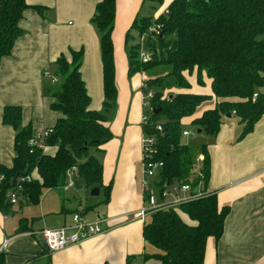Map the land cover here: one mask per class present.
I'll return each mask as SVG.
<instances>
[{"label": "trees", "instance_id": "16d2710c", "mask_svg": "<svg viewBox=\"0 0 264 264\" xmlns=\"http://www.w3.org/2000/svg\"><path fill=\"white\" fill-rule=\"evenodd\" d=\"M27 8V0H0V62L11 53L22 34L19 22ZM114 17L115 0H102L91 21L99 36L102 113L88 109L90 99L80 76L83 52H70V62L61 56L54 64L57 85L51 93L55 101L50 108L60 117L46 140V146L56 148L54 156L38 150L30 153L28 140L32 132L29 126L22 127L20 108H4L2 123L15 133V157L11 168H0L2 214H10L16 204L37 205L44 190L65 187L69 174L84 189L101 187L102 163L92 152H101L100 148L112 138L105 123L117 100L112 43ZM152 25L160 27L163 37L152 35L147 39L146 49L151 56L145 65L138 60V46L128 51V76L166 66L170 68L166 77H172L180 89L171 96L164 97L162 92L153 94L152 112H159L156 115L151 112L148 122L141 127L147 136L155 139L154 160L163 164L155 188L160 193L165 187L188 184L194 197L177 208L149 215L142 236L156 251L143 254V259H155L161 264H204L208 242H216L222 236L229 208L219 206L216 194L207 189L210 158L206 146L198 147L195 152L181 144L182 126L189 120L197 132L214 136L228 113L237 119V140H242L264 116V0H171L154 20H135L131 29H137L141 35ZM203 73L210 81V95L191 93L185 76L195 74L196 83L202 86ZM163 78L156 76L143 81L148 89L152 86L162 89ZM211 100L214 106L198 113ZM157 126L161 132L156 130ZM198 155L204 157L200 168L202 181L193 171ZM34 171L38 180L31 178ZM22 173L25 176H20ZM15 176H18L16 185L12 186ZM109 189V186L104 189L107 199ZM11 193H15L16 204L9 201ZM179 213L195 225L183 223ZM19 227L20 232L27 231L23 220ZM0 264H7L2 253ZM125 264L133 262L129 259Z\"/></svg>", "mask_w": 264, "mask_h": 264}, {"label": "crops", "instance_id": "0c3cea01", "mask_svg": "<svg viewBox=\"0 0 264 264\" xmlns=\"http://www.w3.org/2000/svg\"><path fill=\"white\" fill-rule=\"evenodd\" d=\"M101 2L27 0L28 8L19 22L22 34L11 53L0 62V168H11L15 157V133L2 123L5 107L20 108L21 125L29 126L32 135L52 129L59 119L60 115L50 108L55 101L51 93L57 85V80L51 83L50 74L61 56L70 61V52H83L80 76L90 99L88 109L103 112L99 36L91 22ZM144 2L115 0L112 43L117 100L105 123L112 138L100 148L101 152H92L102 163L99 195L85 206L79 204L77 209L70 210V204L51 194L64 187L44 190L35 205L39 207L36 217L23 216L22 207L30 206L24 203L16 204L18 211L14 205L10 214L0 212V247L7 241L0 253L5 255L7 264H125L129 259L133 264H161L155 259H143V254L155 253L142 236L150 216L135 217L143 207L140 180L143 77L128 76L129 67L121 51L122 36L138 20ZM204 79L208 93L194 94L210 95V81L205 74ZM214 103V100L205 103L198 113ZM184 124L189 126L190 121L185 120ZM238 133L234 115L221 120L216 135L200 133L204 135L200 146H206L210 158L207 189L216 194L219 206L229 208L222 236L216 242H208L204 264H264V116L242 140H237ZM42 153L54 156L56 148L46 146ZM31 178L39 179L36 171ZM108 186L107 199L104 189ZM74 215H79L86 224L98 222L103 233L64 250L48 252L37 234L71 226ZM179 217L183 223L195 225L184 214L179 213ZM21 220L27 231H19Z\"/></svg>", "mask_w": 264, "mask_h": 264}, {"label": "built area", "instance_id": "2783aa9c", "mask_svg": "<svg viewBox=\"0 0 264 264\" xmlns=\"http://www.w3.org/2000/svg\"><path fill=\"white\" fill-rule=\"evenodd\" d=\"M152 35H160V27L152 25L147 29L146 32L140 35V43L138 45V60L142 65L149 62L150 56L146 49V41ZM48 77V74L44 75ZM51 83H55V78H50ZM142 98L141 108L144 110L149 107L152 112V108L149 100L152 99L153 93L148 89L144 81L141 82L140 86ZM256 96L253 97V100ZM150 112V113H151ZM149 120V116L143 113L141 118V127L144 126ZM156 130L161 132V127L157 126ZM51 129H46L38 132L28 140V146L30 147V153L34 150L43 152L46 147V140L51 135ZM189 132L183 131L182 136L188 137ZM154 145L155 139L151 136H147L142 131L141 137V160H140V180H141V196L143 199V207L140 211L135 214L136 218L144 219L146 216L163 209L177 208L181 203L188 201L193 198L191 193V187L188 184L165 187L160 193H158L156 183H158L159 175L162 171L163 164L154 160ZM204 162V157L198 155L194 161V175H196L200 181L203 180V174L200 171L201 165ZM22 179L21 181H23ZM29 179H26L28 181ZM74 176L68 175L67 186L74 188L75 185ZM19 190V189H18ZM155 192L158 193L155 197ZM181 194V196H180ZM166 199H168L166 201ZM169 199L171 202H169ZM9 201L12 204L17 203L15 193L9 195ZM103 233V228L98 222L92 224L83 223L79 215H74L72 218L71 226H63L57 229H46L42 230L37 234L41 238L42 243L46 246L48 252L54 253L65 248L77 245L84 240H87L93 236L100 235ZM7 241H4L0 247V252L6 247Z\"/></svg>", "mask_w": 264, "mask_h": 264}, {"label": "rangeland", "instance_id": "374dc122", "mask_svg": "<svg viewBox=\"0 0 264 264\" xmlns=\"http://www.w3.org/2000/svg\"><path fill=\"white\" fill-rule=\"evenodd\" d=\"M169 0H163L162 3H159L155 0H146L144 2L143 5V12L139 15L138 20L142 19V18H149L151 20H154L159 14L162 13V11L167 7V3ZM129 34V38L128 41L125 42V37L126 35ZM140 43V34L138 32L137 29H128L127 33L124 34L122 36L121 39V51L125 56V60L126 63L128 64V51L135 47L138 46ZM149 56H151V53H149ZM67 60V59H66ZM71 61V60H70ZM68 61V62H70ZM53 70L54 68L51 69L52 74L51 75L52 78H55L54 74H53ZM170 71V68L166 67V66H160L157 67L151 71H146V72H142L141 76L143 77L144 80L148 79V78H155L156 76H165V78H163L162 81V86L163 88L160 89L157 86H152L149 90L155 94L156 92H162L163 96H171L176 94L177 91H180V89L176 86L174 79L172 77H166L168 72ZM203 77V82L204 84L202 86H199L196 83V76L195 74L192 75L191 77H189V79H187V82L189 83L190 87H189V91L191 93H198V91H200L199 93L201 94H206L208 93V86L205 83V79H204V74H202ZM186 78V76H185ZM56 79V78H55ZM57 80V79H56ZM151 100H149L150 102ZM151 109L149 107H147L146 110H144V114L145 115H150ZM183 130H186L190 133L189 137H181L180 138V142L181 144L189 147L190 149H192L193 151L196 152V150L198 149V147H200L203 139H204V135L203 134H197V129L193 126H187L184 124V126H182ZM65 189H58L57 191H53V193L51 194H55V196L58 199L64 200V202H66V204H70V206H68V208L71 210L77 209L79 207V204H81L82 206H85L87 203L91 202L92 197H90V191H86V189H81V190H76L75 188H70L67 185L64 187ZM157 196V193L155 192V197ZM181 196V194H180ZM69 200L70 203H68ZM168 199H166L167 201ZM169 202H171V200L169 199ZM15 210L18 211V207L15 205ZM23 216H28L30 218L32 217H36L39 213V207L38 206H26V207H22L21 209ZM11 216V215H10ZM156 251V250H155Z\"/></svg>", "mask_w": 264, "mask_h": 264}, {"label": "water", "instance_id": "95a60500", "mask_svg": "<svg viewBox=\"0 0 264 264\" xmlns=\"http://www.w3.org/2000/svg\"><path fill=\"white\" fill-rule=\"evenodd\" d=\"M163 37V33H161L159 35V39H161ZM158 110H154L152 113L154 115L158 114ZM225 118L229 119L230 118V115L228 113L225 114ZM197 134H200V131L197 132ZM20 176H25V173H22ZM17 178L18 176H15L12 180H11V185L12 186H15L16 185V181H17ZM74 188L76 190H81L82 189V186H78L77 183H75L74 185ZM99 195V189L98 188H93L91 191H90V197H97ZM38 240L40 242H42L41 238L39 237ZM43 244V243H42ZM43 247L47 250L46 246L43 244Z\"/></svg>", "mask_w": 264, "mask_h": 264}]
</instances>
